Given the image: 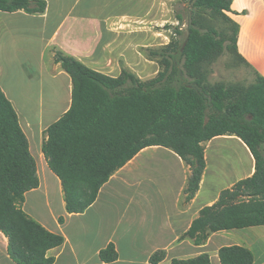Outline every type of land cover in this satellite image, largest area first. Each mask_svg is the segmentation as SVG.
I'll use <instances>...</instances> for the list:
<instances>
[{
  "label": "trees",
  "instance_id": "16d2710c",
  "mask_svg": "<svg viewBox=\"0 0 264 264\" xmlns=\"http://www.w3.org/2000/svg\"><path fill=\"white\" fill-rule=\"evenodd\" d=\"M182 2L190 12L185 40L172 37L163 47L148 49L161 67L150 79L125 67L111 76L55 51V61L71 76L72 102L44 131L42 150L62 182L67 212L79 213L96 200L112 174L153 145L172 149L190 166L184 191L188 202L199 190L206 168L204 143L219 135H237L249 147L255 171L201 209L185 233L200 245L213 232L264 225V76L257 73L248 86L209 82L206 68L226 48L248 64L238 52L239 24L227 15L232 0ZM46 6V0H0V10L9 12L43 13ZM205 10L227 21L231 33L207 25ZM175 29L176 35L183 33L180 27ZM39 184L19 113L0 87V232L8 238L9 254L18 264H52L48 250L64 241L21 206L26 193ZM59 220L63 222V216ZM218 256L221 264L254 262L253 251L238 244L221 246ZM165 257L161 249L150 261L157 264ZM100 258L115 261V244L102 249ZM170 264H211V256L204 252L173 258Z\"/></svg>",
  "mask_w": 264,
  "mask_h": 264
},
{
  "label": "crops",
  "instance_id": "0c3cea01",
  "mask_svg": "<svg viewBox=\"0 0 264 264\" xmlns=\"http://www.w3.org/2000/svg\"><path fill=\"white\" fill-rule=\"evenodd\" d=\"M117 1L123 0H46V10L34 14L0 10V87L19 113L40 181L37 188L26 193L21 206L48 230L64 237L61 245L47 252L54 258L52 264H153L151 255L161 249L166 257L157 264H170L173 258L208 253L203 249L215 239V255L221 246L238 244L253 251V264H264V225L213 232L200 245L185 236L204 206L216 202L223 189L255 171L249 147L235 134L215 136L204 143L206 168L199 190L188 202L184 191L190 166L172 149L153 145L112 174L85 211L67 212L62 182L42 150L44 131L72 102V79L55 61V51L73 55L111 76H118L124 67L135 72L139 62L130 59L118 43L117 36L130 23L123 20L140 18L150 28L149 23L158 22L172 0H152L140 16L110 14V5ZM227 15L239 24V54L256 74L264 76V0H232ZM92 25L99 30L93 40ZM104 30L112 36L106 38ZM140 41L133 49L136 58L144 62L147 58L137 47ZM30 92L48 106L31 110ZM215 142H229L237 156L227 165L225 184L217 187L208 163V149ZM110 243L115 244L118 258L104 262L100 251ZM8 244L0 232V264H18L11 258Z\"/></svg>",
  "mask_w": 264,
  "mask_h": 264
},
{
  "label": "rangeland",
  "instance_id": "374dc122",
  "mask_svg": "<svg viewBox=\"0 0 264 264\" xmlns=\"http://www.w3.org/2000/svg\"><path fill=\"white\" fill-rule=\"evenodd\" d=\"M151 2L152 0L117 1L113 5H110L109 13L118 16L123 14L140 16L145 14ZM168 7V9L166 8L163 13L159 15L158 22L149 23L150 28H146L148 23L140 18L138 20H123L130 23L126 26V30L121 32L122 34L118 36L116 35L119 39L118 43L124 47V50L130 56V59L139 62L137 70L134 73L143 80L156 76L161 68L155 59L150 58L148 55V49L161 48L169 43L172 37L180 39L182 42L185 40L186 31L190 22L189 9L186 4L182 2V0H172L168 4ZM178 15H181L182 18L179 19ZM203 18L207 25L215 27L218 31H222L227 35L231 33L229 23L220 16H213L210 10H205L203 12ZM176 27H180L183 33L176 35ZM104 31L106 32V38H108L109 35L112 36L109 30ZM134 31L136 33H134ZM98 32L99 30L95 29L92 25L91 40H93L95 34ZM153 34L156 38H153ZM146 36L147 39L142 40L145 39L144 37ZM148 36H150V38H148ZM138 41H140L137 45L138 50L147 58L144 62H140V59L136 58V54L133 49V44ZM228 43L229 41L226 42V44ZM122 64L123 63H121V65ZM206 69L208 70V79L211 83L224 82L227 84H242L248 86L255 80L256 77V72L248 64L240 60L234 54L232 49L228 48H226L219 57L210 63ZM30 96L31 100L28 103V107L31 110L37 111L40 109V106H48V104H40L35 93L30 92ZM25 106L27 107V105ZM33 143L34 139L32 141V144ZM228 143L224 142L222 145H219V142H215L212 147L208 149V163L210 167L209 175L218 182L214 184V187L225 184L226 179L228 178H226V171L228 170L227 165H229L231 161L237 160L236 154L233 155L232 145H229ZM216 242L217 239L203 249L204 251H208L210 254L211 264H220L219 256L214 254Z\"/></svg>",
  "mask_w": 264,
  "mask_h": 264
}]
</instances>
